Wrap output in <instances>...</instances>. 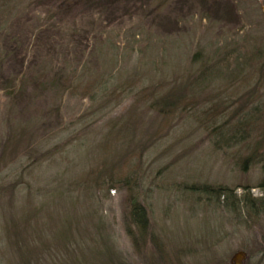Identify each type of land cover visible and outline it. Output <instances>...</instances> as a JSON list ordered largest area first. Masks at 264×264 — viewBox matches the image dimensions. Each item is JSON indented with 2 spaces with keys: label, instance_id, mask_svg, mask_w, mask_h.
I'll use <instances>...</instances> for the list:
<instances>
[{
  "label": "rangeland",
  "instance_id": "rangeland-1",
  "mask_svg": "<svg viewBox=\"0 0 264 264\" xmlns=\"http://www.w3.org/2000/svg\"><path fill=\"white\" fill-rule=\"evenodd\" d=\"M0 8V139L11 127L28 135L18 149L6 144L0 157V264H214L259 247L264 205L242 215L236 198L248 189L259 197L264 185V0H0ZM42 21L48 26L39 33ZM60 26L75 31L64 35ZM94 42L101 57L87 60ZM68 57L78 66L88 61L91 69L114 57L106 63L109 84L111 76L130 84L137 76L144 89L184 94L197 107L230 99L232 111L249 94L252 104L261 102L262 116L251 123V138L219 148L211 117L199 107L178 108L162 129V117L139 100L140 85L104 101L97 95L96 102L69 85L60 88L58 74L43 67ZM213 64L224 75L188 97L191 76ZM234 69L233 78L225 73ZM248 75L247 86L227 94ZM221 112L215 108L212 116ZM112 120L123 126L124 143L106 144ZM259 140L252 157L250 147ZM105 146L108 162L138 169L145 239L136 232L132 241L126 233L124 186L89 190L75 181L100 168ZM26 148L35 157L24 168L31 158ZM201 185L228 187L234 205L191 191Z\"/></svg>",
  "mask_w": 264,
  "mask_h": 264
},
{
  "label": "trees",
  "instance_id": "trees-1",
  "mask_svg": "<svg viewBox=\"0 0 264 264\" xmlns=\"http://www.w3.org/2000/svg\"><path fill=\"white\" fill-rule=\"evenodd\" d=\"M1 9V8H0ZM3 10H0V19H2ZM6 21V20H5ZM1 25V23H0ZM43 26L42 30L39 31L43 32L46 30L48 23L47 22H41L38 23V27ZM3 28L5 26L0 27V67L3 65V60H4V53L5 49H3V44L1 41V35L5 31ZM60 30L64 35H72V32H74L75 28L70 27V26H60ZM100 38V37H99ZM99 38L97 41H99ZM96 41V40H95ZM97 42H94L93 48L88 54L87 60L89 59H97L96 57L100 58L101 57V52L102 49L100 50L97 48L95 45ZM97 50V51H96ZM257 50V49H256ZM85 55V53H84ZM97 55V56H96ZM114 57L109 58L110 61L109 63L107 61L101 62L99 66L95 69H91L90 64L88 61L84 63L81 66H78L75 64V59L73 57L68 59H59L58 62L50 63L44 65L43 68L47 67L50 65V72L54 76L58 74L60 77V88L67 87V85L71 86L72 89L71 91H74L73 93H79L83 97H88L90 101L96 102L97 101V95H99L98 98L102 97V100H106L111 97L117 96V93H123L124 91L126 92H133L135 89L136 91L138 90L136 87L140 85L139 90L137 91V95L140 97L139 100H141L146 106H150L149 108H152L155 112H157L161 117H162V122H161V128L164 129V127L168 124L169 122V117L173 114L174 111H177L178 108H198L199 111L207 115L208 117H211V121L209 122L212 124V129L213 130V143L219 148H225V147H232L235 144H239L243 142L244 140H247L251 138L252 133L249 132L250 129L253 127L251 126L252 122L259 120V116L262 112V105L260 102V105L257 103L252 104L251 103V97H249V94L246 96H242V98L239 100V104L235 107L237 108L236 110L229 111V108H232L228 102L220 101V100H212L210 103L207 105L203 106H198L193 104H187L186 100L184 99V94H174L173 92L168 91L166 93H159L156 92V90H149V89H144L143 86L140 84L142 82V79H138L137 76H132L133 79L131 81L128 80H120L119 78H114L115 76L110 77V81L115 82V84H109L108 83V78L105 79L106 74H108V67L106 66V63L112 64ZM201 60V59H198ZM250 60H255V58H250ZM252 62V61H250ZM115 63V62H114ZM221 64V63H219ZM218 64V65H219ZM236 64V63H235ZM105 65V66H104ZM218 65H204L202 69H199L197 73L191 76L192 81L189 83L188 86H186V91L189 97V94L194 93V87H200V85H203L204 88L208 87L210 84L215 81L216 78H219L220 76L224 75L223 68H221ZM236 66V65H235ZM105 67V68H104ZM219 67V68H218ZM239 66H236L235 69H237ZM216 73L213 75V79L208 80L207 78L211 75V73L215 72ZM225 68L228 69L225 65ZM231 70V72L227 71L225 73L229 74V77L232 73L234 76V73L236 70ZM45 70V69H44ZM46 75V74H45ZM217 76V77H216ZM233 78V77H232ZM119 79V80H118ZM122 79V78H121ZM242 84L239 85L236 88H227L228 92L227 94L233 95V89L234 90H241L244 86H247L246 83H248L251 78L248 75L247 77L242 78ZM1 83V82H0ZM240 83V82H239ZM73 85V86H72ZM224 85V84H223ZM252 85V84H251ZM225 86V85H224ZM246 88V87H245ZM244 88V90H245ZM2 89V86L0 84V90ZM184 90V88H182ZM226 89V87H225ZM243 90V91H244ZM230 91V92H229ZM175 92V89H174ZM236 93V92H235ZM101 101V102H103ZM1 103V101H0ZM8 103V102H7ZM3 104V108H9L7 104ZM9 104V103H8ZM215 108H222V112L217 116L219 117L220 115H224L225 113V119H223L222 122H216L217 117L212 116L213 111ZM186 110V109H185ZM184 110V111H185ZM230 113H229V112ZM4 117L3 121L6 122L8 119L7 113L3 112ZM215 121V122H214ZM219 121V120H218ZM118 122H114V120L110 121L108 123V129H109V136L110 138L108 139L109 141L106 143L109 145V143L113 140V144L115 143H124V140L126 139V135L124 134L123 131V126H119ZM2 123L0 122V130L2 128ZM22 128H15L11 127L9 128L5 134L3 141L0 139V157L2 156L3 149L5 148V145L11 141L13 142V148L18 149L20 147V144L25 141V137L28 136L27 133L24 131ZM126 133V132H125ZM2 134V132H0ZM263 139V138H262ZM117 140H119L117 142ZM260 145V140L252 145L250 147L253 148L251 149L252 152V157L255 154V152H258V147ZM248 146V145H247ZM249 147V146H248ZM26 154L29 155L30 161L23 165L22 167L26 168L28 165H30L34 160L32 159L34 154H32V151L28 148H26ZM110 152L108 146H105L103 148L102 154V160L99 163L100 168H97L95 170H92L91 172L85 173L77 177L75 180L76 183L80 186L78 187H85L86 189H99V187H105L106 189L108 188L109 190L116 189L117 186H124L125 190V198H124V212H123V217L125 219V229L127 235L130 237V239L133 241V239L136 238V232L138 235L141 236V238L144 236L143 239L146 238V226H147V211H146V206L140 201L139 198V187L136 184L137 177L134 175L138 172H135L134 169L132 170H124L123 167L126 166L120 163V160L118 162H108L107 158L110 156ZM35 157V156H34ZM112 155L110 156L111 159ZM249 158V157H248ZM251 159V158H249ZM39 165H36L34 169H29L27 170L28 175L32 176L33 171L37 169ZM29 168V167H28ZM27 168V169H28ZM16 188L14 190H18L20 184L22 183L20 177L16 178ZM14 183V182H13ZM13 183H11L9 186L13 188ZM103 184V186H101ZM30 181L24 182V187L23 189L29 188ZM27 187V188H25ZM262 192L261 196L259 197H252L250 194L249 189L246 191H243L242 194H240L236 200L237 204L236 207L238 210H240V213L242 215H248L249 212H255L256 211V205L261 204L264 205V185H260L259 187ZM7 189V188H6ZM30 190V189H29ZM36 192L41 193L42 196L46 197L47 192L44 191L43 189H37L34 190ZM191 191L198 192L202 195H204L205 199L211 198L215 202H221V199H223L226 203L227 206L233 204V196L231 195L233 191L229 189L228 187L225 186H216L212 187L209 185H201V187H194L191 188ZM62 192H60L59 195H61ZM88 193V192H87ZM55 193H53L54 196ZM64 195V194H63ZM232 196V197H231ZM214 198V199H213ZM224 202V203H225ZM234 205V204H233ZM58 207V206H57ZM38 210H42V208H37ZM260 209V208H258ZM50 219L54 220L53 215H50ZM56 219V218H55ZM137 240V239H136ZM135 241V240H134ZM18 245V246H16ZM14 249L17 250V248L20 247L18 239L15 240ZM96 258L100 259V256H95Z\"/></svg>",
  "mask_w": 264,
  "mask_h": 264
},
{
  "label": "flooded vegetation",
  "instance_id": "flooded-vegetation-1",
  "mask_svg": "<svg viewBox=\"0 0 264 264\" xmlns=\"http://www.w3.org/2000/svg\"><path fill=\"white\" fill-rule=\"evenodd\" d=\"M258 248H244L234 252L229 260L217 261L214 264H235L233 257L237 254L242 255L240 264H264V233L262 234Z\"/></svg>",
  "mask_w": 264,
  "mask_h": 264
},
{
  "label": "water",
  "instance_id": "water-1",
  "mask_svg": "<svg viewBox=\"0 0 264 264\" xmlns=\"http://www.w3.org/2000/svg\"><path fill=\"white\" fill-rule=\"evenodd\" d=\"M241 258H242V255H239V254L235 255V256L233 257V261H234V263H235V264H240V260H241Z\"/></svg>",
  "mask_w": 264,
  "mask_h": 264
}]
</instances>
